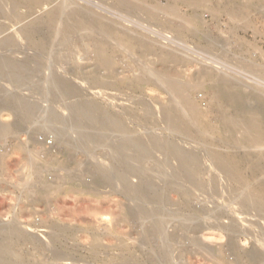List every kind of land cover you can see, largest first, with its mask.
I'll return each mask as SVG.
<instances>
[{
  "label": "rangeland",
  "instance_id": "obj_1",
  "mask_svg": "<svg viewBox=\"0 0 264 264\" xmlns=\"http://www.w3.org/2000/svg\"><path fill=\"white\" fill-rule=\"evenodd\" d=\"M21 1L23 2H21V5L18 7L17 12L19 11L18 14L22 17H20L22 20H18V18L10 20L7 17L6 14H9L10 6H6V8H4L3 11H5L6 14H0V27H3L4 31L6 30L5 32L3 31L4 33H0V42H2V39H4L3 42L5 41L7 43H11L12 39L10 37H12L14 40V43L8 47H2L3 49L0 47V57H5L6 59L8 58L10 60L12 59L13 61L15 60V62H27L28 66L33 70H36L37 67L42 64V76L38 75L39 77H37L42 79H40V82L42 83V86L45 87L43 88L44 91L42 96L35 92L34 86L32 85L21 87V93L23 92L25 95L30 96L31 98L33 97L32 99L38 100L37 102H39L41 106L43 105V108H48L52 105L50 100L53 94V90L51 88L53 83L52 78L55 79L53 70H56L58 76L66 79V81H71L79 90H81V94L79 95L78 93H70L68 89H65V92L68 95H66V97L62 98L61 101L56 104L57 107L55 106L60 114H64V117L72 114L71 104L74 103V101L79 103V99L83 98L80 101L81 105L85 103H89L88 105H95L96 103V106H100L101 104V106L103 105L107 111L109 108L110 114L112 112L116 113V116L118 114L121 117H119V119H122V125H124L127 130L129 129V131L136 135H139L145 139L151 134L156 136L158 135V139L163 142L169 139L174 141L175 144L187 152L198 153L199 157L201 156L200 159L202 158L201 160H203L206 167V169H204V171L206 170L205 173L203 172L206 175L203 176H205L204 179L207 182L209 193L194 192L195 190H193V188H189V186L187 187L186 185L184 188L193 190L192 193L194 195L192 200H190L192 205H194L193 207L199 208L202 205L205 206L207 214H203L200 219L207 223V227L195 232L190 231L189 233H186L187 235H185V238L183 239V244H179L178 247H176L177 249L175 248L173 251V253L175 252L173 254V261L177 263L180 259H182L186 264H226L227 262H234L236 260V255L227 249L229 234L228 232L223 231L222 227L232 224L234 219L241 222L240 223L237 221L238 224L241 225V228H246L247 226L250 230L259 231L260 228L254 224H251V221H253V219L254 221H257V219L260 220V217L258 216L255 218L257 211L254 209H248L244 216H242V214H238L245 212L246 208L242 203L237 204L230 202L228 206L224 203V200L229 198L231 191H236L237 193V190L241 188V185L238 182L230 179L229 176H227L224 172L218 170L212 163V160L221 158L220 156L224 157V154L226 157V154H228V159L232 161L228 160L226 157L227 161L234 162L236 160L237 163H239V160L248 159L250 153L247 155L246 149L238 147L237 144L236 146L233 144L228 147L225 144H220L212 140L214 137V132L218 130V122L221 119L220 113L222 111V106L219 102L218 91L215 90V87L217 88L220 85L218 79L219 76H224L226 78L231 76V78L233 77L232 79H235L234 77L238 78V80L240 79L238 83L239 85L237 84L238 87L243 89L246 87L245 89L247 91H252V88L255 90L260 89L261 91H264V10L262 9L264 6H259V3L264 1L259 0L258 2V0H249L248 2V0H238L240 2H237V0H193V4L188 3L186 0H143L145 5L148 4L147 6L151 4L152 7L154 5L157 7L167 8V6L173 4L178 9V13L176 15L169 14L166 11L158 10V12L155 13L157 14L156 17L153 19H148V21L145 20L147 19V16H143L141 19L138 16L136 17L134 15L124 13L122 10L118 9L120 6L118 0H42L44 5H42L40 8H37L33 13L31 12L32 14L29 13L31 7L33 6L31 1ZM228 1L230 4H228ZM63 4L65 7L67 5V7H72L76 4L78 6L82 5L81 7L85 6L84 8H92L91 10L95 12L97 11L99 14H103L105 17L108 16V18L114 19L119 23L121 22L122 26H125V29L123 28L124 30L121 26V29L125 31V33L136 38L139 36V38L146 37V41L145 39L142 40L145 42H134V44L128 46L130 49L126 47V49L122 51L120 50L117 53L115 56V62L118 63L116 67L118 70L116 69V72L113 75L106 76L105 78H99V81L97 80L98 83L96 81V83L104 89H101L98 86L91 88L88 85L87 80L79 77H73L71 74H69L70 69L72 70V68H76L85 62L88 63L89 60L84 55H79L74 60L69 59V61L67 60V62H63L61 65H56L53 63L54 58H52V55L40 54L39 48L36 45L26 42L28 40L25 34L28 32L30 26H33V24H35V22L41 17H45L48 11L53 9L54 6L57 7ZM239 4H242V6ZM232 6L235 9H242L241 11L247 17L246 20H250L251 22L248 25L250 27H248L245 23L242 24V22H244L242 18H234L233 15H230L232 13H230L231 9L229 10V8ZM251 10L254 11V13ZM2 14L6 16L3 17ZM236 19H239L238 21L241 23ZM193 24L198 25L195 26ZM187 25H189L192 29L190 27L187 28ZM45 26L46 24L44 26H39V29L37 28L38 31L37 29L36 31L38 33L45 32V30H47ZM202 28H204V30ZM199 29L207 33H202V31ZM195 30L198 32L195 33ZM209 37L211 39L207 40ZM149 38H151L154 43L152 40L149 41ZM147 42L150 43V45L155 46V48L159 49L161 47L160 49H163L162 54L164 55L160 53L161 51H158L157 55L156 53H152L154 55L150 54L144 56L142 52L145 51ZM221 42H223V44ZM141 44H144L145 46H141ZM12 45H16L14 46L15 49L12 48ZM135 45L137 47H135ZM173 50L179 52V56L164 61L162 59V61H160L162 56H167L168 52L166 51L173 52ZM159 56L161 58H159ZM144 62H146V65H153L154 67L157 66L158 68L165 67L168 72H176L177 74L181 75L183 80L186 78L184 81L192 80L191 83H195V87L192 88L189 100L196 104L199 110L203 111L204 114L198 118V121H195L196 126L193 125L194 122L192 124L190 122L187 123L188 125H192H189L192 127V129L186 123L183 127V130L185 131L188 126L189 129H187L184 134L191 132L192 135L187 133L189 135L186 134L184 137L186 139L189 137L188 140L191 143L184 142L182 136L172 133L163 121L164 119L162 116L166 106L173 104V95L172 93L165 90L164 83L151 82L149 80L145 81L144 83L132 81L134 78H137L142 74L139 64L142 65ZM92 65L93 63L89 62V65L86 66L85 71H91V69H93ZM131 66H133V68ZM57 67H61V69H58ZM214 71L218 73H215ZM220 71L223 73V75L220 74ZM209 72L213 73L209 74ZM225 73L229 76H227ZM214 74L215 76L217 75L218 81H216V77L213 76ZM2 75L3 74H0V97L4 94H9L15 91V85H13L14 81ZM48 77L50 79H48ZM91 77L94 76L91 75ZM164 79V81H169L170 74H166ZM100 80H105V85L103 84V81L101 82ZM111 83L114 84L115 87ZM120 84L123 85L121 86ZM118 85L120 87H117ZM49 88H51L52 93L49 92ZM233 89L237 88L234 87ZM241 100L245 101L244 99ZM255 100L252 98L251 100L248 99L245 102L242 101V103L245 105H255ZM178 103H174L173 106ZM86 104L83 105L84 108L88 112H91L93 109L88 107ZM180 104L182 106H180ZM180 104L176 106H185L184 101H180ZM184 112L186 113L187 110L185 109L182 113ZM114 113L111 115L115 116ZM146 115H152V118L148 120ZM16 116H18L17 111L7 110L5 107H0V122L6 124L11 123L13 120H15ZM182 116H184V114H182ZM185 116H188V112ZM75 117L81 124L87 126V129L92 130V127H90L92 123L85 119L83 115H81L79 112H76ZM174 120L176 121L179 119ZM34 122L35 121H32L31 125L29 122L25 128L19 130L15 128L14 131H11V133L13 132L12 134L9 133L6 135V138L5 135L0 134V226L6 225L4 226L6 229H10V227L12 229L14 225V227L17 226L20 232L24 230L23 233L32 234L37 237V243L33 244V242H26L24 246H21V248L22 251L25 252V256L28 254L26 257L30 255L29 259L32 260L34 256L35 258L33 260L37 258V261H35L38 262L39 260L38 263L40 264H43L42 262H44V264H130V261L131 264H136L138 260L139 263H141L142 260L143 264L147 263V260H149V258L146 259L148 255L145 253L147 255L146 256L142 249L137 245L140 240L139 237H141V223H137L135 216H131L125 209L127 204H132L130 201H128V196L126 197V195L119 193V191L117 192V189L114 187L108 186V188L107 186H100L98 183H96V185H92L95 184V175L98 173L99 167L109 168L113 166L115 164L114 159L106 158V155L103 154L101 149L93 150L92 153L94 152V155L91 156V153L88 151L86 152V150L84 151L83 148L80 147H76L78 150L75 148L74 154L68 156L63 150L68 144L57 141L56 128H61V126H59L61 124L56 123L54 127L45 126V128L41 122ZM199 123H201L200 125L208 123L213 126H211L212 129H201L200 132L199 129H197L199 128ZM111 131L112 130L108 129H104L102 131V134L104 135L109 133L107 135L108 140L106 144L119 146L120 141L118 136L113 134V131ZM195 131H199L201 135L203 133V139L201 136V139H198V135L200 134L199 132L197 133ZM196 135L197 137H195ZM194 137L198 139V142L197 139H194ZM205 141H207V143ZM199 142L203 144H199ZM27 147L30 150H27ZM28 151L29 154L35 155V157H33L34 159H27ZM153 151L155 152H153V154L156 155L154 156L157 159L161 161L165 159L163 153L158 151L156 152L155 150ZM216 151L217 153L219 152L218 154L220 155L215 153ZM210 153L215 154L216 156L214 155V158L211 159V155L209 156ZM221 153L223 154L221 155ZM236 157L237 159H234ZM69 159L76 160V165H72L69 168L63 169H58V167H56V164L59 166L61 162ZM88 159L94 160L98 167H89ZM170 162L173 167L178 166L177 159L172 158ZM239 164H241L242 168H247L248 166L250 168L249 164L247 166V161H243V163ZM87 166L89 167V171L86 170L84 174L82 173V177H77V169H85ZM119 169L123 172H126V168L124 166L119 167ZM37 172L41 175V180H37L39 179L36 178L39 176ZM70 177L72 181L69 180ZM213 177L218 179L217 181L221 184V186L219 185L218 188L217 186H211L210 184V180ZM34 178L37 180V182L33 180ZM59 178L62 179L58 180ZM27 179H29V182L31 179L33 183H29ZM130 181L136 184L138 179L136 177H130ZM157 181L161 187H165L158 179ZM25 182H27L29 185ZM47 183H52V185L58 184L60 185V188L53 189L54 191L51 192L41 193L43 185L45 186ZM94 186L97 188L100 186L101 188L95 190L96 188ZM84 187H86V189ZM78 188L83 189L77 190ZM245 191L254 198H259L262 196V194L258 191H253L250 189H245ZM35 193H38V195ZM147 197L148 196L145 195V198ZM170 197L173 201L180 203V207L184 206V200L179 199L178 196L173 192L170 193ZM219 209L223 211L220 210L219 212ZM214 210L215 212H219H216L218 220L210 217ZM221 215H224V217ZM238 216L240 218L235 219ZM259 220L257 222H261V224L264 221L263 219L260 221ZM193 222L196 223L195 221ZM55 226H57V229ZM261 227L264 229V224H262ZM58 230L60 232H58ZM168 230L173 231L174 228L170 226ZM53 231L55 232L53 233ZM52 233L54 236L51 235ZM50 235L52 236V239L50 238ZM95 239H97V241ZM234 242L239 250L249 249L253 246H256L264 251V240L260 237H256L255 235L238 233L234 236ZM44 245L46 246L45 249ZM47 246H51V248L61 251H63V249L64 251L66 250V254L64 253V256L66 255V257L63 256L62 259L57 258L58 260H53V258L56 257L53 256L54 254L52 251L48 250L49 248H47ZM180 246H183L184 248H181ZM206 249L211 250V253L209 254V250L207 251ZM140 251L143 253L141 254ZM32 252H35L36 256L34 253L32 254ZM221 252H223V254ZM220 253L222 256H220ZM136 257L137 259H135ZM245 259L246 258H244V262L242 264H245Z\"/></svg>",
  "mask_w": 264,
  "mask_h": 264
},
{
  "label": "bare ground",
  "instance_id": "obj_2",
  "mask_svg": "<svg viewBox=\"0 0 264 264\" xmlns=\"http://www.w3.org/2000/svg\"><path fill=\"white\" fill-rule=\"evenodd\" d=\"M26 1H28V0H26ZM30 1L33 5L30 9V12H29L30 14H32L37 8H40L42 5H44L42 0H30ZM44 1H46V0H44ZM118 1L120 4L118 9L122 10L124 13L134 15L136 17L138 16L141 19L143 16H147V19H145L147 21H148V19L155 18L157 15L155 13L158 12V10L166 11L169 14H175V15L178 13L177 7L174 6L172 4V2H171L172 5L167 6V8H162V7H157L154 5L152 7L151 4L149 6H147L148 4L146 3L147 5H145L143 3V0H118ZM186 1L188 3H193V0H186ZM21 2H23V1H21V0H0V14L1 13L6 14L5 11H3V10H4V8H6V6H8V7L10 6V8H9L10 12H9V14H6L7 17L10 20L11 19L13 20L15 18H18V20L21 19L22 17L18 14L19 11L17 12L18 7L21 5ZM196 2H199V1H196ZM237 2H240V1L237 0ZM248 2H249V0H248ZM258 2H259V0H258ZM24 3H22V4H24ZM235 3H236V1H235ZM228 4H230L229 1H228ZM107 5H108V3H107ZM239 5L242 6V4H239ZM67 6L65 7L64 4L61 6L59 5L57 7L54 6L53 9H50L51 11L50 10L48 11V13L45 17H41L40 19H38L35 22V24H33V26L31 25L32 27L30 26L28 32L25 34L27 37V40H28L26 42H30L31 44L36 45L39 48L40 54L52 55V58H54L53 63H55L56 65L57 64L61 65L63 62H67V60L69 61V59L74 60L77 56H79V55L83 56L84 55L89 60L88 63L85 62L84 64L79 65L76 68H72V70L70 69L69 74H71L73 77H79V78H82L84 80H87L88 85L91 88L96 87V86L100 87L97 84L99 81L98 80L99 78H105L106 76L115 74L116 69H117L116 67L118 64L115 62L116 61L115 56L117 55V53L120 50L122 51V50L126 49V47L128 48V46L134 44V42L137 43L139 41L144 40L146 37L144 35L145 38H142V37L139 38L140 36L136 38L130 34L125 33V31H123L125 29L124 28L125 26H122L121 22L119 23L118 21H116L114 19L108 18V16L105 17V16H103V14H99L97 11L95 12V11L91 10L92 8L91 9H89L87 7L84 8L85 6L81 7L82 5L78 6L76 4H75V6H72V7H67ZM256 6H258V5H256ZM259 6L260 7L264 6V2L259 3ZM232 7L229 8V10L231 9L230 13H232L230 15H233L234 18H240V19L242 18L244 20V22H242V24L245 23L248 26L251 22H250V20H246L247 17L241 11L242 9L239 10V9H235L234 7L233 8ZM243 7H245V6H243ZM262 9L264 10L263 7H262ZM252 12L254 13V11H252ZM6 15L2 14L3 17ZM230 18H231V16H230ZM188 19H189V17H188ZM248 19H249V17H248ZM195 22H196V20H195ZM238 22H240V21H238ZM192 23H194V22H192ZM45 24H46L45 27L47 28V30H45V32L38 33L37 31L39 29V26H41V25L44 26ZM189 25H190V23H189ZM189 25H187L188 27L187 26L186 27L189 28L190 27ZM193 25H195V24H193ZM197 25L198 24H196L195 26H197ZM121 26H122V29L124 28L123 30L121 29ZM191 26H192V24H191ZM195 26H194V29H195ZM251 26H253V25H251ZM248 27H250V26H248ZM36 29H37V31H36ZM202 29L204 30V28H202ZM199 30H201V29H199ZM3 31H4L3 27H0V33H4L6 30L4 32ZM132 32H133V30H132ZM134 32H135V30H134ZM197 32L195 30V33H197ZM202 33H205V32L202 31ZM131 34H133V33H131ZM19 36H18V38H19ZM10 38L12 39L13 42L11 41V39H10L11 43L10 42L7 43L5 41L3 42L4 39H2V42H0V47L5 48V47H8L9 45H11L12 43H14L13 38L12 37H10ZM35 39H37V40H35ZM210 39L211 38L209 37V39H207V40H210ZM151 40L152 39L149 38V41H151ZM225 40H227V39H225ZM145 41H146V39H145ZM145 41H142V42H145ZM218 41H219V39H218ZM148 42L146 43L145 51L142 52L140 50L144 56L150 55L152 53H156V55H157L158 51H161L160 53L162 54L163 49L161 50L160 49L161 47L159 49L155 48V46L150 45V43H148ZM153 43H154V41H153ZM221 43L223 44V42H221ZM142 45H144V44H141V46ZM14 46H16V45H14ZM14 46L12 48L15 49ZM135 47H137V46L135 45ZM163 48H164V46H163ZM219 48H221V47H219ZM128 49H130V47ZM168 50H170V49H168ZM16 51H17V48H16ZM135 51L138 52L137 50H135ZM11 52H13V51H11ZM166 52H168L167 56H162V58L159 56V58H161L160 61H162V59L164 61V60H169V59H172L176 56H179V52H177L175 50H173V52H169V51H166ZM152 55H154V54H152ZM162 55H164V54H162ZM130 56H132V55H130ZM157 58H158V56H157ZM89 62L93 63V65H92L93 69H91V71L88 72V71H85V68H86V66L89 65ZM145 63L146 62H144V64L142 63V65L139 64V68L141 69L142 74L140 76H138V74H137L138 77L134 78L132 81L133 82H143V83L145 81H148V80L151 82H162V83H164L165 90L172 93V95H173L172 103L173 104L178 103V101H179L178 104H180V101H184L185 106L183 105V107L176 106L178 104H176L175 106H173V104L167 105L165 110H164L162 118L164 119L163 121L165 122L167 128L172 133H175L177 135L182 136L184 142L191 143L188 140V138H189L188 136H186V137H188L187 139L184 137L189 132H187L186 134H184V132H186V130L189 129L188 126L191 125L193 122H194L193 125L196 126L195 121L196 120L198 121V118H200L204 114L203 111L199 110V108L197 107L196 104H194L193 102H191L189 100V98L191 96L192 88L195 87V83H193L194 84L193 85L191 83L192 80L184 81L186 78L183 80V77L181 75L177 74L176 72H168L165 67L158 68L157 66L154 67L153 65H146ZM136 66H138V65H136ZM131 67L133 68V66H131ZM41 68H42V64H40L36 70H33L28 66L27 62L26 63L25 62H19V61L15 62V60L13 61L12 59L10 60L8 58L6 59L5 57H0V74H3L4 77L6 76V77L10 78L11 80H13L14 81L13 85H15L14 86V88H15L14 92H11L9 94H4L3 96L0 97V107H5V108H7V110H13V111L18 112V116H16V118H15V120H13V122L8 123V124L0 122V134L5 135V138H6V135L11 133V131H14L15 128H17L18 130L25 128L29 122L31 125L32 121H35L34 123H36V121L41 122L44 125L43 127H45V126L46 127H54V125L56 123H59V124H61V125H59V126H61V128H56V130H57V141L61 142V143H65V144L67 143L68 144L67 147L65 146L66 148L63 149L64 153L66 155L71 156L72 154H74V149L76 147L77 148L78 147L83 148L84 151L86 150V152L88 151L89 153H91V156L94 155V152L92 153L93 150L101 149L103 154L106 155L105 156L106 158L114 159L115 164L109 168H105V167L100 168L99 167L98 173L95 175L96 176L95 180H94L95 184H92V185H96V183H98L100 186L114 187L115 189H117L116 190L117 192L119 191V193L126 195V197L128 196L127 199L132 204H127L125 209L127 210V212L131 216H135L137 223H141V226H142L141 237H139L140 240H139L137 245L139 248L142 249L144 254L146 253L148 255L147 256L145 254L147 256V258L146 257L145 258L146 259L149 258V260H147L148 262L145 264H186L184 262V260H182V259H180L178 262L176 261L177 263H175L173 261V254L175 253V252L173 253L174 249L176 247H178L179 244H181V243L183 244V239L185 238V235H187L186 233H189L190 231L195 232V231H198L200 229H203L204 227H207V223L204 220L200 219V217H202L203 214H207L205 206L202 205L199 208H197V207L195 208V207H193L194 205H192V203L190 202V200H192V197L194 195L192 193L193 190H195L194 192H207V193H209V189L207 188V182L204 179L205 176H203V175H206V174H204L206 171V170L204 171V169H206V167H205L203 160H201L202 158L200 159L201 156L199 157L198 153H191V152L185 151L183 148H181L177 144H175L174 141H171L169 139L167 141L163 142L160 139H158V135L156 136V135L151 134L145 139L139 135L134 134L133 132L129 131V129L127 130V128H125L124 125H122V123H121L122 119L121 120L119 119L120 116L118 114L116 116V113L112 112L111 114L114 113L116 117L112 116L110 114L108 107H107L108 108V111H107L103 105L101 106V104H100V106H96V103L94 101L93 102L95 103V105L90 104L91 106L88 105L89 103L86 104L84 101V103L86 105H88V107L93 109L91 112L90 111L88 112L84 108L83 105H85V104L81 105L80 101L83 98L79 99L80 100L79 103L74 101V103L71 104L72 114L64 117L63 116L64 114H62V113L60 114L57 111L58 109L56 108L57 107L56 104L59 103L62 98L66 97V95H68V94H66L65 89H68L70 91V93H74V94L78 93L79 95L81 94V90H79L71 81H66V79L58 76L56 70H53V74H55V77H54L55 79L52 78L53 83H52L51 88L53 91L51 90V88H49L50 89L49 92H51V91L53 92L52 97L50 96L51 97L50 100L52 102V105L49 106L48 108H45V107L43 108L42 107L43 105L41 106V104L39 102H37L38 100L32 99L33 97L31 98L30 96L25 95L23 92H22L23 93L22 94L20 91L21 87L32 85V86H34V90L37 94H39L41 96L43 95L42 94L44 91L43 88H45V87L42 86V83L40 82L41 78L40 79L38 78L39 76H42V73H41L42 69ZM59 68L61 69V67H59ZM201 73H203V72H201ZM211 73H213V72H209V74H211ZM215 73H218V72H215ZM53 74H52V76H53ZM166 74H170V80L169 81H164L165 80L164 77ZM209 74H208V76H209ZM220 74L223 75L222 72ZM91 75L94 77H91ZM226 75L229 76L228 74H226ZM213 76H215V74ZM215 77H216V81H218L217 75ZM232 78H231V76L228 78H226L224 76L218 77L220 85L217 88L215 87V90L218 91L219 102L221 103L222 111L220 113L221 119L218 122L219 123L218 130L216 128L217 131L214 132V137L212 140L215 142H218L220 144H225L228 147L230 145H233V144H235V146H236V144H237L238 147L246 149L247 155H248V153H250L249 154L250 157L248 156V159L239 160L238 162L243 163V161H247V166L249 164L250 168H249V166L247 168H244V167L242 168L241 164L237 163L236 160L234 162L227 161L228 154H226L227 159H226L225 154H224V157L220 156L221 158H218V159L215 157L216 159L212 160L213 161L212 163L215 165V167L218 170L224 172L227 176H229L230 179L238 182L241 185V188L237 190L238 191L237 193H236V191H231L230 195H229L230 192L228 193L229 198L224 200V203L227 204V206L230 202L231 203H237V204L242 203L246 208L245 212L244 213H238V214H240V215L242 214V216H244V214L246 213V211H248V209H254L257 211L255 218H257L259 216L260 220L261 219L264 220V91H261L260 89L255 90L253 88H252V91H250V90L247 91L245 89L246 87L243 89V88L237 86L240 79L238 80V78H236V77H234L235 79H232ZM48 79H50V78L48 77ZM213 79H214V77H213ZM96 81H97V83H96ZM104 81H103V84H104ZM121 82H123V81H121ZM112 85L114 86V84H112ZM117 87H120V86L118 85ZM234 87L237 89H233ZM213 88H214V86H213ZM101 89H104V88H101ZM257 90H260V91H257ZM252 98H254V100L257 99V100H255V102H256L255 105H245L244 103H242L243 100H241V99H244L245 101H247L248 99L251 100ZM84 100H86V99H84ZM245 101H243V102H245ZM180 106H182V105L180 104ZM185 109L188 112V116H185L187 112L182 113ZM76 112H79L81 115H83V117L85 119L89 120L92 123V125L90 126V127H92V130L87 129L88 128L87 126H84L83 124H81L77 120V118L75 117ZM182 114H184V116H182ZM146 116H147L146 118L148 120L152 118V115H146ZM176 117H178V118H176ZM174 119H179V120L175 121ZM189 122L191 124L188 125L187 123H189ZM185 123L188 126H187V128L185 126L186 130L184 131L183 127H184ZM200 124L201 123H199V126H198L199 128L196 127L197 129H199L200 132H201V129H206V130L209 128L212 129L211 126H213V125L208 124V123H204L202 125H200ZM191 126H189V127H191ZM27 128H28V126H27ZM29 129H30V127H29ZM33 129H35V128H33ZM104 129L112 130L113 134L118 136V139L120 141L119 146H113L111 144H106L107 140H108L107 135L109 134L108 133L109 131L107 132L108 133L107 135H104V134H102V131ZM191 129H192V127H191ZM191 129H190V131H191ZM211 131H213V130H211ZM195 132H197V131H195ZM200 132H199L200 135H198L199 136L198 139L200 138V136L201 137L203 136V133L201 135ZM189 134H191V132ZM189 134H187V135H189ZM2 135H1V137H2ZM195 137H197V135ZM195 137H194V139H197ZM192 139H193V137H192ZM198 139H197V142H198ZM202 139H203V137H202ZM205 142L207 143V141H205ZM200 143L201 142H199V144ZM195 144H196V142H195ZM201 144H203V143H201ZM210 144H212V143H210ZM220 147H221V145H220ZM28 149L29 148L27 147V150ZM153 150H155L156 152L158 151V152L163 153L165 156V159L162 161L157 159L155 157L156 155L153 154V152H154ZM95 152H97V151H95ZM212 153H214V152H212ZM212 153L209 154V156L211 155V157H210L211 159H213L214 158L213 156L215 155ZM215 153H217V151ZM222 154L223 153H221V155ZM218 155H220V154H218ZM231 156H233V155H231ZM33 157H35V155L29 154V151H28L27 159L28 160L34 159ZM172 158H175L178 160V166L177 167H173L171 165L170 160ZM51 159H53V158H51ZM234 159H237V157ZM88 160H89V162H88L89 165L88 164L87 165L89 167H91V168L98 167V165L96 164V162L94 160H92V159L91 160L88 159ZM228 160H230V159H228ZM230 161H232V160H230ZM34 162H35V160H34ZM56 163H58V162H56ZM76 163H77L76 160L69 159V160H66L64 162H61L59 164V166H58V164H56V167H58V169L69 168L72 165H76ZM44 165H45V163H44ZM54 165H55V163H54ZM47 166H45V167H47ZM88 166L85 167V169H82V168L77 169L76 176L80 177L82 175V173L84 174V172H86V170L89 171ZM122 166H124L126 168V172H123L119 169V167H122ZM33 167H35V166H33ZM42 169H44V168H42ZM208 169H209V167H208ZM38 172H39V168H38ZM41 174H43V173H41ZM31 176H35V175H31ZM31 176H29V177H31ZM40 176L41 175L39 174V176L36 177V178H39L37 180H41ZM130 177H136L138 179V182L136 184L132 183L130 181ZM61 179L59 178L58 180H61ZM157 179L161 183H163V185L165 187H163V186L161 187L159 185ZM27 180L29 182V179H27ZM33 180H35L37 182V180L35 178ZM69 180H71V177ZM217 180L218 179L213 177L210 180L211 186H217V188L219 187V185L221 186V184ZM31 182L33 183V181H31V179H30L29 183H31ZM25 183H27V182H25ZM41 183H42V181H41ZM49 184H51V185H49ZM185 185L187 187L189 186V188L190 187L193 188V190L190 189L191 190L190 191V190H188V188H184ZM89 186H90V184H89ZM100 186L98 188H101ZM91 187H89V188H91ZM94 187L96 188L95 190L98 189L96 186H94ZM26 188H28V187H26ZM56 188H60V185H58V184L52 185V183H47V185H45V186L43 185L42 191L41 190L40 191H41V193H46V192L54 191L53 189H56ZM84 188L86 189V187H84ZM79 189L82 190L83 188H78L77 190H79ZM245 189L258 191L262 194V196L259 198H254L251 195H249L245 191ZM36 191H34V192H36ZM171 192L176 194L179 199L184 200V202H185L184 206L180 207L179 206L180 203L175 202L171 199V197H170ZM35 194L38 195V193H35ZM48 195H50V194H48ZM145 195L148 197L145 198ZM35 197H36V195H35ZM211 197H213V196H211ZM214 197H215V194H214ZM221 206L223 207L222 204H221ZM221 209H223V208H221ZM221 209H219V212ZM215 210H217V209H215ZM215 210L212 212L210 217L214 218L215 220H218V216L216 214V212H218V211L215 212ZM226 210H227V208H226ZM221 211H223V210H221ZM223 214H225V213H223ZM238 214H236V215H238ZM221 216L224 217V215H221ZM239 216L235 219H239L240 218ZM119 217H121V216H119ZM220 217H219V219H220ZM258 220L259 219H257V221ZM193 221H195L196 223H194ZM237 221H239V220H237ZM237 221L233 219L232 224L222 227V230L225 232H228V234H229V242L227 244V249L232 251L234 253V255H236V260L234 262L233 261H232V263L227 262L226 264H242L244 262L243 261L244 258H246L245 264H264V251L263 250H261L260 248H258L256 246H253L249 249L239 250L238 247L236 246L235 242H234V236L238 233L246 234V235H255L256 237H260L264 240V229L261 227L262 224H264V221L262 222V224H261V222H259L261 225L257 221H254V219H253V221H251V224H254L255 226L260 228L259 231L250 230L249 227H247V226H246V228H244V227L241 228V225H239ZM14 223H15V221H14ZM50 223H53V222H50ZM11 225H13V224H11ZM17 225H19V224H17ZM4 226H6V225H4ZM4 226H0V264H40V263H38L39 260H38V262H36L37 258L35 259L36 261L33 260L35 258L34 256H33L32 260L29 259L30 255L28 257H26L28 254H26V256H25V252L22 251V248H21V246H24V244H26V242H33V244L37 243L36 242L37 237H35L32 234L23 233L24 230L22 232H20V230L17 228V226L14 227V225H13L14 228L12 227V229H11V227H10V229H6ZM58 226H59V224H58ZM170 226H172L174 228L173 231L168 230V228ZM18 227H20V226H18ZM55 227L57 229V226H55ZM63 228H65V227H63ZM67 229H65V230H67ZM54 232L55 231H53V233ZM58 232H60V231L58 230ZM53 233L51 235L54 236ZM49 234H50V232H49ZM96 235H98V234H96ZM102 236H103V234H102ZM50 238L52 239V236ZM95 240L97 241V239H95ZM97 246H98V244H97ZM45 248H46V246L44 245V249ZM47 248H49L48 250L52 251L54 254L53 256L56 257V258H53V260L57 259V258L62 259V257L64 256V253L66 252V250L64 251V249H63V251H64L63 252V251L58 250V249H53V248H51V246H47ZM23 252H24V254H23ZM143 252L140 251L141 254ZM179 252H180V250H179ZM33 253L35 255V252H32V254ZM210 253H211V250H209V254ZM221 253L223 254V252H221ZM221 253H220V256H222ZM44 255H45V253H44ZM133 255H136V254H133ZM136 256H138V255H136ZM64 257H66V255ZM124 258H126V257H124ZM135 259H137V257ZM119 261H120V259H119ZM126 261H127V259H126ZM133 261H135V260H133ZM138 261L136 262V264H143V262H142L143 260L141 261V263H139ZM219 261H220V259H219ZM42 263L44 264V262H42ZM129 263L131 264V261ZM113 264H115V263H113Z\"/></svg>",
  "mask_w": 264,
  "mask_h": 264
}]
</instances>
